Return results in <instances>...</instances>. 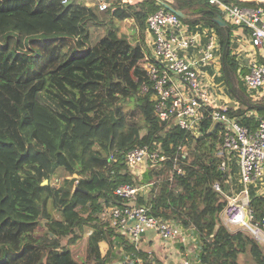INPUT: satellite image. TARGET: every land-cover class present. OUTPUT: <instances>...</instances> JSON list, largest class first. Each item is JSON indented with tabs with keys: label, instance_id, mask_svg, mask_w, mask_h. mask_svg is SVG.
Instances as JSON below:
<instances>
[{
	"label": "trees",
	"instance_id": "obj_1",
	"mask_svg": "<svg viewBox=\"0 0 264 264\" xmlns=\"http://www.w3.org/2000/svg\"><path fill=\"white\" fill-rule=\"evenodd\" d=\"M170 3L188 15L182 18L186 24L216 29L225 83L234 96L227 112L255 128V113L264 116V93L252 98L239 77L235 26L216 23L217 6L206 0ZM160 6L159 0L113 3L102 12L120 21L133 19L140 36L114 26L91 43L90 25L99 23L96 6L83 0H0V264H138L139 259L161 264L151 258L153 252L136 248L100 221L102 202L124 203L114 192L119 184L156 179L161 184L138 202L151 203L154 215L195 230L205 264H243L242 255L264 264L262 245L221 219L227 199L214 182L226 188L229 172L219 167V129L209 133L212 107L201 133L194 134L161 120L154 111L155 91L143 90L151 86L144 31L147 17ZM154 141L170 158L160 167L146 163L129 170L126 152ZM176 157L184 173L171 180ZM61 168L69 176L55 186L50 180ZM250 207L254 221L262 223L264 196H250ZM86 226L91 230L80 252ZM102 241L109 245L105 253ZM177 244L184 249V243Z\"/></svg>",
	"mask_w": 264,
	"mask_h": 264
},
{
	"label": "built area",
	"instance_id": "obj_2",
	"mask_svg": "<svg viewBox=\"0 0 264 264\" xmlns=\"http://www.w3.org/2000/svg\"><path fill=\"white\" fill-rule=\"evenodd\" d=\"M140 1L142 0H120L124 5ZM206 1L217 6L218 12L229 24L249 30L250 43L255 51L253 50L248 61L240 59L239 77L252 98L261 97L264 88V62L259 59L257 51L264 52V5H244L235 0ZM97 5L100 10H108L112 6L107 0H97ZM146 23L149 38L143 60L151 86L144 85L143 90L152 88L155 91V113L170 126L200 134L207 111L212 107V125L215 121L218 122L216 130L219 129L223 138L218 152L221 158L219 167L225 174L229 172L226 188H223L220 181L214 182V187L227 199L221 219L229 228L237 226L249 232L264 249V221H254L250 196L246 192L239 197L229 182L234 178L233 173L237 172L236 167H239V179L246 189L249 183L263 177L264 116L255 113L258 124L251 128L243 124L239 117L229 115L225 100L217 98L214 89L211 90V81L205 79L206 68L216 59H223L220 38L214 27L200 25L201 31L194 30L178 14L163 5L147 17ZM186 148L187 146L183 147L184 150ZM169 158L161 142L154 141L153 144L132 147L126 152L124 163L129 170L136 171L146 163L160 167ZM183 173L184 169L176 157L170 179L173 180L174 174ZM161 182V179H156L145 183L119 184L114 192L124 199V203L107 205L102 202L100 221L124 234L138 249L143 248L142 244L149 231H155L163 241L186 243L190 238L187 228L154 215L151 203L138 202L140 195L148 193L153 185ZM131 200L134 205L126 204ZM143 262L139 259L138 264Z\"/></svg>",
	"mask_w": 264,
	"mask_h": 264
},
{
	"label": "crops",
	"instance_id": "obj_3",
	"mask_svg": "<svg viewBox=\"0 0 264 264\" xmlns=\"http://www.w3.org/2000/svg\"><path fill=\"white\" fill-rule=\"evenodd\" d=\"M85 2V4L90 5V6H96L98 8L97 5V0H83ZM110 4L113 3H117V4H121L120 0H107ZM244 1H251V0H244ZM124 5V4H121ZM112 7V6H111ZM98 14H99V23L96 24H91L90 25V32H91V43H95L101 36H103L109 28L111 27H118V28H122L124 27V23H130V27H132V31H135L136 29L139 31L137 24L133 22V19L128 18L125 21H120L117 19H113L111 16V13H107L106 12H102L103 10H100L99 8L96 9ZM107 11V10H106ZM110 16V19H106V17ZM229 24V23H228ZM201 26L210 28L212 26L210 25H206L204 23H200L198 26H194V30L198 29L201 31ZM206 28V29H207ZM98 29L96 33L100 34L98 35V37L96 38V36L94 37L92 35V33L94 34V30ZM144 35H145V40H146V44L149 38V34L147 32V29H145L144 31ZM250 32L248 29L245 28H236L234 30V35L232 37V47H233V51L236 53L237 58H239L238 63L240 61V59L243 60V62L248 61V59L250 58L249 56H251L253 50L255 51V48H253L251 46L250 43ZM148 46V44H147ZM258 57L259 59L264 62V52L263 51H257ZM220 59V60H219ZM222 58H218V62H219V66L221 67V77L222 80H220L219 76H218V70L217 69V60L211 64L208 65V67L206 68V73H208V75L212 78L213 82L215 84H212L211 90L214 89V93L217 96V98L219 99H223L225 100V102L228 104H232L234 102V96L230 93L226 83H225V79H224V71H223V59ZM214 65V67H213ZM210 77H206V80H210ZM262 91L264 93V88H262ZM236 171L237 173H233V177L232 179L229 180V182H231L232 187L234 188V193L236 192V194L239 197H242L245 195V193L247 192L249 196H252L254 194H258V195H263L264 196V175L261 179L249 183L247 185V189L245 188V186L240 182L239 179V167H236ZM232 230V229H231ZM236 230V229H234ZM193 232H195V230H191ZM194 237L197 239V241L199 240V238L197 236L194 235ZM190 240V239H189ZM201 241V240H200ZM211 241V240H209ZM104 244H106L107 248L106 250H103L102 248V252L105 253L109 247L108 243L106 241H102ZM102 242H101V247H102ZM156 243H158L159 245V251L157 252L158 255L160 253L159 258V262L161 264H205V262H203V258L201 257L200 253H201V247L199 249V246L196 248V250L194 252H192L191 256L188 257L185 254H189V249L190 248H186L184 247V249H182V246L178 245L177 242H167V241H163L161 240L157 233L155 231H149L146 233L145 236V240L142 244L143 248L146 250H154L157 249L158 247H156ZM183 245V244H182ZM184 246V245H183ZM189 252V253H188ZM178 254H180V257L178 256Z\"/></svg>",
	"mask_w": 264,
	"mask_h": 264
},
{
	"label": "rangeland",
	"instance_id": "obj_4",
	"mask_svg": "<svg viewBox=\"0 0 264 264\" xmlns=\"http://www.w3.org/2000/svg\"><path fill=\"white\" fill-rule=\"evenodd\" d=\"M111 17L110 16H108L107 15V17H106V19H110ZM131 25H130V23H124V27H120L122 30H124L127 34H130V35H136V36H140V31L138 32V30L136 29L135 31H132V27H130ZM235 28H238V27H235ZM240 28H242V27H240ZM97 30L98 29H95L94 30V34L92 33V35L95 37L96 36V38L98 37V35H100V34H98V33H96L97 32ZM3 42V40H1L0 39V43H2ZM217 60V59H216ZM215 60V61H216ZM217 64H218V66H217V69L216 70H218L219 69V71H218V76H219V78H220V80H222V77H221V67L219 66V62H218V60H217ZM213 67H214V65H213ZM223 73V72H222ZM223 76V75H222ZM206 77H210L209 75H208V73H206ZM210 80H211V84H215L214 82H213V80H212V78L210 77ZM223 81V80H222ZM188 148H186V150H187ZM234 173H237V172H234ZM69 175H68V173L65 171V170H63L62 168L61 169H59V174L58 175H55L51 180H50V182L53 184V185H55V186H61V185H63L64 184V182H65V178L66 177H68ZM57 216V215H56ZM238 227L237 226H230V229H232V230H234V229H237ZM239 229V228H238ZM90 230H91V227H89V226H86L85 227V232L83 233V235H81L80 233V235H81V238H79V244H78V247H79V251L80 252H83V244H84V242H85V239H86V236L88 235V233L90 232ZM188 234H189V236H190V240H188L186 243H184V247H185V249L186 248H190L189 249V254H185L186 256H188V257H190L191 256V254H192V252H194L195 250H196V248L199 246V249H200V247H201V245H202V240L200 241V237L198 236V235H196V233L195 232H193V231H191V229H188ZM194 235L195 236H197L198 238H199V240L197 241V239L194 237ZM102 247H101V250H102V248H103V250H106V248H107V246H106V244H104L103 242H102ZM100 246H101V243H100ZM156 247H158L157 249H154V250H148L149 252H153L152 254L154 255V256H151V258H153V257H159L160 256V254H162V253H160L159 255H158V251H159V245H158V243H156ZM178 256L180 257V254H178ZM143 261V260H142ZM240 261L243 263V264H253V262H251V261H249V259H246V256L245 255H242L241 257H240Z\"/></svg>",
	"mask_w": 264,
	"mask_h": 264
},
{
	"label": "water",
	"instance_id": "obj_5",
	"mask_svg": "<svg viewBox=\"0 0 264 264\" xmlns=\"http://www.w3.org/2000/svg\"><path fill=\"white\" fill-rule=\"evenodd\" d=\"M159 2L168 10H171L173 12H175L176 14H178L181 18L185 19L188 17V15L183 12L182 10L180 9H177L175 8L168 0H159ZM213 20L218 23L219 25L221 26H228V22L223 18L222 14L220 12H216L214 17H213ZM225 61L223 59V71H224V75L226 76V71H225ZM218 127V122L215 121L211 127V129L209 130V133H213L214 131H216ZM48 181L45 180L44 183H47ZM126 204L132 206L134 205V201L131 200V201H128L126 202ZM217 229H218V226H216L215 230H214V234H216L217 232Z\"/></svg>",
	"mask_w": 264,
	"mask_h": 264
}]
</instances>
